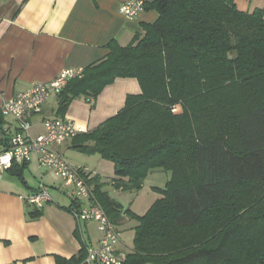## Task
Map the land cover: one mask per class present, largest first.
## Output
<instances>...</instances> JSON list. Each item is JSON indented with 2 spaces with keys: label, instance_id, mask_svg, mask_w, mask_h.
<instances>
[{
  "label": "trees",
  "instance_id": "16d2710c",
  "mask_svg": "<svg viewBox=\"0 0 264 264\" xmlns=\"http://www.w3.org/2000/svg\"><path fill=\"white\" fill-rule=\"evenodd\" d=\"M145 4L158 19L127 46L112 40L104 58L69 79L55 115L78 98L93 106L118 77L141 85L117 114L71 140L114 163L111 181L85 177L120 232L136 221L127 264H264V10L241 11L235 0ZM158 169L171 177L144 215L124 212L105 189L139 190ZM87 247L57 263L85 264Z\"/></svg>",
  "mask_w": 264,
  "mask_h": 264
},
{
  "label": "crops",
  "instance_id": "0c3cea01",
  "mask_svg": "<svg viewBox=\"0 0 264 264\" xmlns=\"http://www.w3.org/2000/svg\"><path fill=\"white\" fill-rule=\"evenodd\" d=\"M124 1L0 2V105L35 83H50L65 69H84L104 58L110 52L112 40L127 46L136 35L144 34V23H154L159 17L154 8H145L138 16L127 18L119 11V4ZM152 1L146 0V3ZM235 4L245 12L264 10V0H235ZM141 91L137 78L118 77L103 88L93 106L88 99H75L64 116L92 130L117 114L124 107L128 94ZM56 108L57 97L52 95L42 112L31 118L32 135L44 131L43 120L56 116ZM8 116H3L2 130L11 137L17 132L18 123L13 124L16 119ZM56 149L65 156L74 150L71 141ZM74 165L94 178L79 167V162ZM110 176L100 177L108 182L115 174ZM42 184L48 187L53 201L40 209L25 197L38 191ZM111 188H114L111 184L105 186L108 191ZM74 192V187L66 186L53 169L39 167L35 154L24 165L6 171L0 186V264H58L57 257L70 259L79 254L84 245L96 246L101 237L98 222L79 221L69 209L77 202ZM79 202L88 206L89 200L82 198ZM134 226L136 221L126 219L119 228L122 232L128 228L134 230ZM133 249L134 245L126 251L120 240V253L126 256Z\"/></svg>",
  "mask_w": 264,
  "mask_h": 264
},
{
  "label": "built area",
  "instance_id": "2783aa9c",
  "mask_svg": "<svg viewBox=\"0 0 264 264\" xmlns=\"http://www.w3.org/2000/svg\"><path fill=\"white\" fill-rule=\"evenodd\" d=\"M3 1L6 0H0ZM145 3L146 0H126L119 4V11L127 18H134L146 8ZM82 72L83 69H65L50 83H35L30 89L7 98L0 105L2 115L13 116L18 123L17 132L9 137L6 144H0V186L6 171L15 164L28 162L35 154L39 167L53 169L63 178L66 186L74 187V199L77 201L71 207L74 217L79 221L98 222L101 237L96 246L87 247L85 264H127L126 256L118 251L121 232L94 198L85 173L72 166L66 156L56 149L79 133L89 131L88 127L65 116H52L43 120V132L31 134L33 115L41 113L48 99L60 92L69 79L80 76ZM82 198H88V206L80 204ZM25 200L41 209L47 202L53 201V197L48 187L42 184L38 191L27 195Z\"/></svg>",
  "mask_w": 264,
  "mask_h": 264
},
{
  "label": "rangeland",
  "instance_id": "374dc122",
  "mask_svg": "<svg viewBox=\"0 0 264 264\" xmlns=\"http://www.w3.org/2000/svg\"><path fill=\"white\" fill-rule=\"evenodd\" d=\"M8 118L12 119V116H8ZM12 123L16 124L17 122L15 120ZM73 149L66 156L72 166L76 167L74 164L79 162L81 164L79 167L87 170L94 176L102 175L106 176L105 178L110 175L114 176L115 166H113L112 161L103 158L98 153L88 154L75 148ZM170 177V172L158 169L149 173L139 190H121L120 192L118 189L111 188L109 193L121 205L124 212L130 210L138 215H144L152 206V203L158 199L161 193L160 190L166 187ZM134 234V230L131 228L122 231L120 234L121 245L126 251L133 246Z\"/></svg>",
  "mask_w": 264,
  "mask_h": 264
},
{
  "label": "water",
  "instance_id": "95a60500",
  "mask_svg": "<svg viewBox=\"0 0 264 264\" xmlns=\"http://www.w3.org/2000/svg\"><path fill=\"white\" fill-rule=\"evenodd\" d=\"M3 129V124L0 122V140H7L9 137L5 135Z\"/></svg>",
  "mask_w": 264,
  "mask_h": 264
}]
</instances>
